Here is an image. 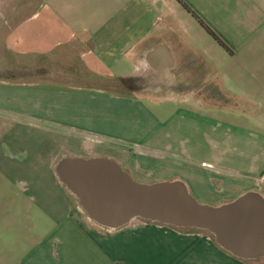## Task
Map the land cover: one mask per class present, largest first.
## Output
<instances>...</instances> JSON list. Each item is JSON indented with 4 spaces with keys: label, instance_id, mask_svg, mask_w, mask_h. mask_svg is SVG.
Wrapping results in <instances>:
<instances>
[{
    "label": "crops",
    "instance_id": "0c3cea01",
    "mask_svg": "<svg viewBox=\"0 0 264 264\" xmlns=\"http://www.w3.org/2000/svg\"><path fill=\"white\" fill-rule=\"evenodd\" d=\"M13 1L35 10L0 42V264H264L170 226H101L56 172L104 148L197 199L264 197V0ZM21 56L56 78L13 80Z\"/></svg>",
    "mask_w": 264,
    "mask_h": 264
},
{
    "label": "water",
    "instance_id": "95a60500",
    "mask_svg": "<svg viewBox=\"0 0 264 264\" xmlns=\"http://www.w3.org/2000/svg\"><path fill=\"white\" fill-rule=\"evenodd\" d=\"M64 185L87 216L107 228L130 220L205 231L230 255L254 261L264 257V198L246 192L219 205H203L178 181L141 183L103 157L64 158L56 166Z\"/></svg>",
    "mask_w": 264,
    "mask_h": 264
},
{
    "label": "rangeland",
    "instance_id": "374dc122",
    "mask_svg": "<svg viewBox=\"0 0 264 264\" xmlns=\"http://www.w3.org/2000/svg\"><path fill=\"white\" fill-rule=\"evenodd\" d=\"M25 3L26 2H21V6L17 7L15 5L12 6V4H15V2L13 1V2H8L7 5L10 4V6H6V7L5 6L4 7L0 6V36L2 35V38H0V42L2 41V42L5 43V40H6L7 36H8V34L11 31V28H13V26H15L18 22L24 20L26 17H28L35 10V8H33V7L22 6V4H25ZM37 3H38V0H37ZM52 58L55 59V57H52ZM30 59L28 57H26V56L25 57L24 56L20 57V70H21V72H20V75L19 74L14 75L13 80L18 81L20 83H30V84L37 83L38 84V83H43V79L46 80V79H55L56 78L54 72H49L47 70H44V73H43V68L42 67L40 69H37L34 72L30 71V74H29L28 71H27V67L30 65L29 64L30 63ZM34 60H35V62L38 65H43L42 57H38L37 56V57L34 58ZM7 70H9V69L8 68H4L3 76H5L6 80H11V77L6 78ZM38 125H39V123H36V125H35L37 127V130H42V128H40V126H38ZM40 142H43V137H41ZM101 146L102 145H99V147H101ZM94 147H95V145H94ZM64 152L68 156L72 155L71 153H69L70 152L69 150L64 151ZM76 155H79V156H76ZM95 157L108 158V159L116 162L121 167V161L119 160V158L115 157V154L112 153V151L104 150V148H99V149L96 148V149H93V150H89V152H84V151L77 152L74 157H62V159H64V158L91 159V158H95ZM62 159H60V160H62ZM59 161H57V162H59ZM123 170L131 178H133L135 181L141 182V183H149L150 178H148V177L147 178L136 177V176L132 175V173H130L126 169H123ZM140 180H144V181H140ZM159 181H171V180H169V179H165V180L161 179ZM218 185L219 184H216L215 182H213L212 184L209 185V190L213 191L214 188L218 187ZM242 194H244V193H242ZM195 199L200 204L209 205V206L210 205L211 206H219V205H222V204H225V203H228V202L234 200V199H230V198L224 196V194H221V193L215 194V193H211V192L209 194V197H207V198H204V199L195 198ZM80 208L82 209L81 206H80ZM137 222L141 223V225H143V226H144V224L145 225L149 224V223H145L146 222L145 220H142V219H139V218H134L132 220V222L129 223V224H132L134 226L135 224H137ZM162 226H164V225H162ZM174 229H179V230H181L183 232L199 233V234L205 235L208 239H211L212 241H214V238L210 234L206 233L205 231L196 230V229H189V228H185V229L174 228Z\"/></svg>",
    "mask_w": 264,
    "mask_h": 264
},
{
    "label": "trees",
    "instance_id": "16d2710c",
    "mask_svg": "<svg viewBox=\"0 0 264 264\" xmlns=\"http://www.w3.org/2000/svg\"><path fill=\"white\" fill-rule=\"evenodd\" d=\"M201 22V21H200ZM201 24H203L202 22H201ZM204 25V24H203ZM205 26V25H204ZM206 27V26H205ZM208 31L211 33V35L220 43V44H222L223 45V43L208 29ZM224 46V45H223ZM115 264H124V263H121V262H117V263H115Z\"/></svg>",
    "mask_w": 264,
    "mask_h": 264
},
{
    "label": "built area",
    "instance_id": "2783aa9c",
    "mask_svg": "<svg viewBox=\"0 0 264 264\" xmlns=\"http://www.w3.org/2000/svg\"><path fill=\"white\" fill-rule=\"evenodd\" d=\"M145 223L161 225V224H157V223H153V222H149V221H146Z\"/></svg>",
    "mask_w": 264,
    "mask_h": 264
}]
</instances>
